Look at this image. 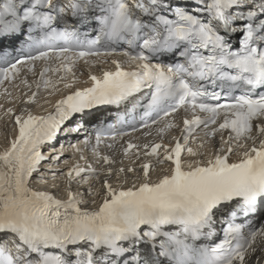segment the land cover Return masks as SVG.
Masks as SVG:
<instances>
[{"label": "snow or ice", "instance_id": "snow-or-ice-1", "mask_svg": "<svg viewBox=\"0 0 264 264\" xmlns=\"http://www.w3.org/2000/svg\"><path fill=\"white\" fill-rule=\"evenodd\" d=\"M117 55L126 59L77 87L79 61ZM29 73L36 91L22 92L19 114L0 116L12 123L0 151V264H264V0H0V86L31 90ZM41 89L63 93L46 115L29 108ZM102 107L143 108V126L160 125L162 138L183 109L181 137L129 141L123 155L146 158L139 171L109 167L102 180L90 164L53 171L52 181L67 180V200L33 187L48 182L43 161L50 171L61 161L62 146L51 157L42 149L56 152L58 136L84 131ZM201 126L208 138L219 133L212 155L204 141L191 146ZM123 135L97 128L93 153ZM74 180L100 187L74 192ZM86 196L99 205L89 209Z\"/></svg>", "mask_w": 264, "mask_h": 264}, {"label": "bare ground", "instance_id": "bare-ground-1", "mask_svg": "<svg viewBox=\"0 0 264 264\" xmlns=\"http://www.w3.org/2000/svg\"><path fill=\"white\" fill-rule=\"evenodd\" d=\"M94 73H98V70L94 71ZM41 109V106H36V112H38L39 110ZM3 108L0 109V116H3ZM10 119L8 117H4L3 119H0V151L3 150L4 147L7 146L8 144V141L12 138L11 137V127H10ZM88 125L90 126L91 124L88 123ZM49 149V148H48ZM46 147H44L42 149V153L46 156H49L51 157L52 155H55L57 154L58 152H52L51 149L50 151L48 152H45ZM206 152V151H205ZM72 155H67V153H64L62 156H61V161L59 162H56V161H53V168L51 169V171L49 170L48 168V160H45L42 162V167L40 169V171L42 173H45V179L48 181L47 183H42V185L46 188V191L49 192L50 194L54 195L57 199H61V200H67V192H66V186H67V180L63 177V176H58L57 180L55 181H49L51 179V175H52V172H56V173H63V172H66L67 170L70 169V167L74 164L72 160ZM68 160V163L67 164H64L62 161L63 160ZM233 159H236L235 157H233ZM126 161H123V163L120 162V164H118L116 162V165L115 167H111L113 169V171H115V169H117L116 167L120 168V167H124V168H128L130 166H132L133 164H135V166L137 167V171H139V163L134 161L133 163H131L130 165L126 166ZM107 168L105 167L104 170H101L100 168V171H101V176H100V179L102 180L104 178V173H105V170ZM129 177H133V173H126ZM36 178V174L34 173L33 174V179ZM156 177L153 176V179H155ZM52 180V179H51ZM114 184L116 183L114 180L112 181ZM41 183H39L40 185ZM90 184H94L96 186L97 189H99L100 187V181L99 180H95L93 181L92 183L89 182V183H80L79 180H74L72 182V185H71V189L72 191L76 192V191H79V192H83L85 189H87L89 187ZM34 187L37 188L38 190H40L39 186H37V184L35 185L34 184ZM85 199H87L89 201L87 207L89 209H92V208H95L96 206L99 205L100 203V200H99V197H96V203L93 204L92 203V198L91 197H85Z\"/></svg>", "mask_w": 264, "mask_h": 264}, {"label": "rangeland", "instance_id": "rangeland-1", "mask_svg": "<svg viewBox=\"0 0 264 264\" xmlns=\"http://www.w3.org/2000/svg\"><path fill=\"white\" fill-rule=\"evenodd\" d=\"M49 181H52V180L50 179ZM37 186H39L40 190L46 191V188L42 185V183L40 185H39V183H37ZM33 187H34V185H33Z\"/></svg>", "mask_w": 264, "mask_h": 264}]
</instances>
